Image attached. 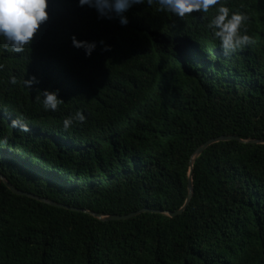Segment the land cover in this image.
I'll use <instances>...</instances> for the list:
<instances>
[{
    "label": "trees",
    "instance_id": "16d2710c",
    "mask_svg": "<svg viewBox=\"0 0 264 264\" xmlns=\"http://www.w3.org/2000/svg\"><path fill=\"white\" fill-rule=\"evenodd\" d=\"M253 42L223 54L208 14L179 19L136 4L104 19L77 0L20 54L0 41V264H264V0H225ZM97 42L90 56L70 37ZM103 42L101 44L100 42ZM104 45L109 51H103ZM30 76L39 81L23 87ZM15 79V83L11 81ZM63 102L43 111L38 90ZM86 120L67 131L61 121ZM26 124L30 131L10 127ZM142 210L126 219L100 215Z\"/></svg>",
    "mask_w": 264,
    "mask_h": 264
},
{
    "label": "clouds",
    "instance_id": "9594fccd",
    "mask_svg": "<svg viewBox=\"0 0 264 264\" xmlns=\"http://www.w3.org/2000/svg\"><path fill=\"white\" fill-rule=\"evenodd\" d=\"M145 3L151 5L153 0H77V6L93 8L99 18H117L122 27L128 23L123 14L133 5ZM156 3L159 5L158 10L179 19L192 14H201L203 18L204 14L213 10L205 26L225 55L241 51L253 42L246 27L249 23L248 15L230 8L225 0H156ZM48 6L49 0H0V41L6 46L5 50L20 54L25 47L29 48L34 36L49 18ZM69 39L71 46L83 49L86 57L91 55L97 45L95 41H78L75 36ZM100 43L103 44L102 41ZM102 50L109 51L110 48L104 45ZM11 82L15 83V79ZM38 83L36 77L30 76L23 80V87L32 89ZM38 91L42 110L56 112L58 105L63 102L59 98V90L45 88ZM85 120V114L76 110L61 121V129L67 131L74 123L82 125ZM10 127H18L22 132L30 131L26 124H20L16 120L10 121ZM6 142V139H0V144Z\"/></svg>",
    "mask_w": 264,
    "mask_h": 264
},
{
    "label": "water",
    "instance_id": "95a60500",
    "mask_svg": "<svg viewBox=\"0 0 264 264\" xmlns=\"http://www.w3.org/2000/svg\"><path fill=\"white\" fill-rule=\"evenodd\" d=\"M229 139H236L240 142H254V143H264V139H241L239 138L237 135H218V136H214L211 138L206 139L205 141H203L198 147H196L193 152L191 153L189 160H188V169H187V183H186V188H187V194L186 197L184 199V202L182 203V205L174 210V211H166V213L169 216H175L177 214H180L185 208L186 205L188 204L192 194H193V183H192V165L193 162L195 160V158L210 144L217 142V141H224V140H229ZM0 179L3 181V183L12 191L15 193H20V194H27L28 196L34 197L38 200H41L43 202L52 204V205H62L59 203H55L54 201L44 198V197H39L37 195H34L32 193H28V192H24L18 189H15L1 174H0ZM148 208L144 207L140 210H136V211H131L129 213H124V214H117V213H111V214H106V215H100L96 212H92L87 210L88 212L92 213V215L98 217L101 220H111V219H126L129 218L135 214H137L138 212L142 211V210H147Z\"/></svg>",
    "mask_w": 264,
    "mask_h": 264
}]
</instances>
